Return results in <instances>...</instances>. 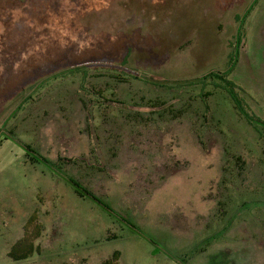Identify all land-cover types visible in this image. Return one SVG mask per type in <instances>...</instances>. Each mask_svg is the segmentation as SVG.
Instances as JSON below:
<instances>
[{
	"label": "rangeland",
	"instance_id": "rangeland-1",
	"mask_svg": "<svg viewBox=\"0 0 264 264\" xmlns=\"http://www.w3.org/2000/svg\"><path fill=\"white\" fill-rule=\"evenodd\" d=\"M237 15L264 0H0V264H264V44L245 113L158 86L224 70Z\"/></svg>",
	"mask_w": 264,
	"mask_h": 264
},
{
	"label": "trees",
	"instance_id": "trees-1",
	"mask_svg": "<svg viewBox=\"0 0 264 264\" xmlns=\"http://www.w3.org/2000/svg\"><path fill=\"white\" fill-rule=\"evenodd\" d=\"M248 14L250 15L251 13L248 12L247 15ZM235 20L240 25V27L234 38V42L229 43V48L231 49V52L229 53V56H228L227 67L224 70H216V71L210 72L209 74L202 76L201 78H196L193 80H184V81L182 80V81H177L175 83H172L171 81H166L167 83L166 85L165 83H160L158 86L171 87L172 85L168 86V83H169V84H174L177 87H183V86L195 85V84L202 85L203 87H205V85L210 84L217 89L226 90L231 96L232 100L234 101L236 108L241 113H245V110L243 107V102H244L243 97L244 99L246 97L245 91L241 87H239L237 84H235L234 82L230 80V76L234 72L239 62L240 51L242 49L243 39L245 35V26L242 22L243 20L241 21V17L239 15L236 16ZM88 68H89L88 65L83 66L82 69L81 70L78 69V71L84 72ZM206 95L211 96L212 94L211 92H208ZM259 122L263 123L261 121ZM20 247H23V248L19 250ZM33 250H34L33 244H26V240H25L13 247L11 256L15 260H25V259H28L32 255V253L34 252ZM18 252H21V255H17ZM119 256L120 254L118 252H115L113 257L105 261L103 264H119Z\"/></svg>",
	"mask_w": 264,
	"mask_h": 264
},
{
	"label": "crops",
	"instance_id": "crops-1",
	"mask_svg": "<svg viewBox=\"0 0 264 264\" xmlns=\"http://www.w3.org/2000/svg\"><path fill=\"white\" fill-rule=\"evenodd\" d=\"M252 30H253V34L250 36ZM250 37H251V42H250ZM250 43L256 45L259 50L257 54L259 53L261 54L262 47L260 48V46L264 44V27L261 28V25L259 24L253 25L252 27L247 25V29L245 27V35L243 39L242 49L240 51L238 66L235 68L233 74L237 72L241 64H243L242 66L243 70L245 71L251 70L250 59L252 58V54L251 53L248 54Z\"/></svg>",
	"mask_w": 264,
	"mask_h": 264
}]
</instances>
